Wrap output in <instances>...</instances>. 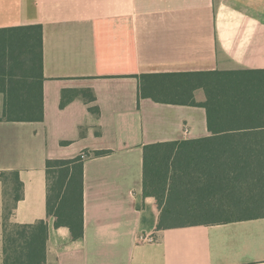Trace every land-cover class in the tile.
Wrapping results in <instances>:
<instances>
[{"label":"crops","instance_id":"0c3cea01","mask_svg":"<svg viewBox=\"0 0 264 264\" xmlns=\"http://www.w3.org/2000/svg\"><path fill=\"white\" fill-rule=\"evenodd\" d=\"M32 25L43 120L0 119V173L23 186L10 222L46 224L45 264H264V219L157 227L143 147L209 133L204 109L139 97L141 75L264 70V0H0V29ZM97 151L109 153L87 158ZM82 154L83 237L71 240L47 215L45 163ZM3 202L0 182V264Z\"/></svg>","mask_w":264,"mask_h":264},{"label":"trees","instance_id":"16d2710c","mask_svg":"<svg viewBox=\"0 0 264 264\" xmlns=\"http://www.w3.org/2000/svg\"><path fill=\"white\" fill-rule=\"evenodd\" d=\"M139 80L141 98L204 109L209 133L143 147L142 194L160 212L157 227L264 219V70L148 74ZM42 81L41 25L0 29V119L41 122ZM199 90L201 103L194 97ZM93 101L89 94L87 102ZM83 163L80 156L45 163L47 215L71 240L83 237ZM0 182L3 264H45V222L11 223L23 186L17 172L0 173Z\"/></svg>","mask_w":264,"mask_h":264},{"label":"built area","instance_id":"2783aa9c","mask_svg":"<svg viewBox=\"0 0 264 264\" xmlns=\"http://www.w3.org/2000/svg\"><path fill=\"white\" fill-rule=\"evenodd\" d=\"M80 157H81V159H83V160L86 158V156H85L84 154H82Z\"/></svg>","mask_w":264,"mask_h":264},{"label":"rangeland","instance_id":"374dc122","mask_svg":"<svg viewBox=\"0 0 264 264\" xmlns=\"http://www.w3.org/2000/svg\"><path fill=\"white\" fill-rule=\"evenodd\" d=\"M200 93V92H199Z\"/></svg>","mask_w":264,"mask_h":264}]
</instances>
